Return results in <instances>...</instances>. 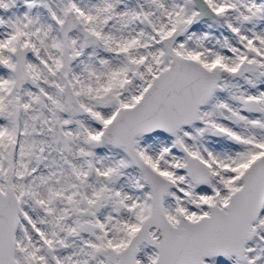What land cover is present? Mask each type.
Masks as SVG:
<instances>
[{"label":"snow or ice","instance_id":"snow-or-ice-1","mask_svg":"<svg viewBox=\"0 0 264 264\" xmlns=\"http://www.w3.org/2000/svg\"><path fill=\"white\" fill-rule=\"evenodd\" d=\"M264 264V0H0V264Z\"/></svg>","mask_w":264,"mask_h":264},{"label":"rangeland","instance_id":"rangeland-1","mask_svg":"<svg viewBox=\"0 0 264 264\" xmlns=\"http://www.w3.org/2000/svg\"><path fill=\"white\" fill-rule=\"evenodd\" d=\"M219 264H225V262L222 260V258H221V260L219 261Z\"/></svg>","mask_w":264,"mask_h":264}]
</instances>
